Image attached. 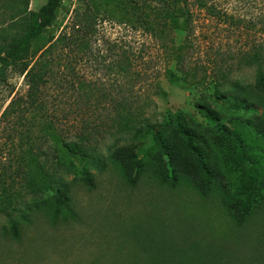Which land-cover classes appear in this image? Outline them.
Returning <instances> with one entry per match:
<instances>
[{
  "label": "rangeland",
  "instance_id": "obj_1",
  "mask_svg": "<svg viewBox=\"0 0 264 264\" xmlns=\"http://www.w3.org/2000/svg\"><path fill=\"white\" fill-rule=\"evenodd\" d=\"M45 1L29 0L28 8L38 10ZM210 2L222 17L192 8L189 38L181 30L169 34L174 40L169 45L188 44L178 61L175 54L163 51L146 33L104 23L106 37L130 48L131 70L117 73L110 67L114 55L106 53L105 59L87 57L80 62L75 79L95 95L105 90L116 99L119 92L136 96L139 103L135 105L142 116L111 118V100L100 102L98 97L91 100L95 107L83 104V97L76 96L78 80L73 88L68 81L70 74L60 84L50 82L46 89L50 111L58 115L55 119L59 126L70 138L86 132L96 139L97 154L104 161L118 146L143 142L140 157L146 162L157 150L146 137L150 138L153 130H170L183 118H190L200 135L215 140L219 132L217 136L222 138L223 131L217 130L203 110L208 102L219 123L227 128L235 118L248 117L245 109L223 98V93L232 92L237 82L246 85L255 80L257 66L247 64L245 56L264 53V0ZM78 3L61 1L54 35ZM11 12L10 1L0 0V25L11 24ZM255 47L263 49L256 54ZM4 77L0 82V109L13 94L26 91L18 67L8 68ZM6 144L0 134V164L5 162ZM229 158L235 164L246 159ZM88 170L94 181L92 187L75 173L60 171L69 183L71 197V215L64 219L52 220L43 209L26 210L30 221L16 240L6 235L10 219L0 213V264H264L263 178L257 176L256 185L242 186V193L250 195L253 203L243 225H238L219 191L203 196L184 181L171 187L146 174L130 186L124 174L110 163L104 169ZM43 197H25L24 204ZM11 217L18 219L19 214Z\"/></svg>",
  "mask_w": 264,
  "mask_h": 264
},
{
  "label": "trees",
  "instance_id": "obj_2",
  "mask_svg": "<svg viewBox=\"0 0 264 264\" xmlns=\"http://www.w3.org/2000/svg\"><path fill=\"white\" fill-rule=\"evenodd\" d=\"M9 1L11 24L0 25V82L8 68L18 67L26 91L13 94L0 109V134L7 140L5 162L0 164V213L10 219L6 235L19 239L23 225L30 221L26 210H46L52 220L71 215L70 186L60 171L73 172L86 186L92 187L89 167L104 169L107 163L117 167L130 186L146 174L171 187L184 181L203 196L219 191L229 215L238 225H243L253 200L241 188L245 184L256 185L257 176L264 179V53L245 56L247 64L257 66L253 84L237 82L232 92L223 93V98L245 109L248 117L235 118L232 127L227 128L219 123L208 102L203 110L215 122L217 130L223 131L222 138L217 136L219 132L215 140L200 135L195 123L183 118L170 130H151L146 141L153 142L157 150L146 162L140 157L143 142L138 146H118L105 161L100 159L98 141L86 132L76 139L70 138L59 126L55 119L59 117L50 111L46 98L50 82L60 84L72 74L68 81L74 88L78 80L76 96L83 97V104L95 107L91 100L96 97L100 102L111 100V118H141L142 110L135 105L139 103L136 96L119 92L116 99L105 90L95 95L93 90L86 89L84 82L75 79L80 62L87 57L105 59L106 53L114 55L110 67L117 73L131 70L130 48L118 39L106 37L104 23L146 33L163 51L175 54L178 61L188 44L169 45L174 43L169 34L181 30L189 38L192 8L222 17L214 3L210 0H79L69 20L54 35L62 0H46L38 10L28 8L29 0ZM255 48L256 54L263 49ZM229 156L246 159L235 164ZM38 195L44 196L42 200L24 204L25 197ZM15 213L19 214L18 219L11 217Z\"/></svg>",
  "mask_w": 264,
  "mask_h": 264
}]
</instances>
